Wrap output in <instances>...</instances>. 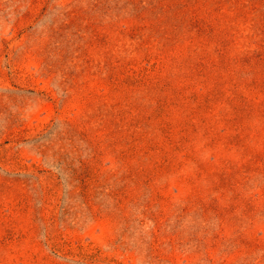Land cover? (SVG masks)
<instances>
[{
	"label": "rangeland",
	"instance_id": "obj_1",
	"mask_svg": "<svg viewBox=\"0 0 264 264\" xmlns=\"http://www.w3.org/2000/svg\"><path fill=\"white\" fill-rule=\"evenodd\" d=\"M0 264H264V0H0Z\"/></svg>",
	"mask_w": 264,
	"mask_h": 264
}]
</instances>
